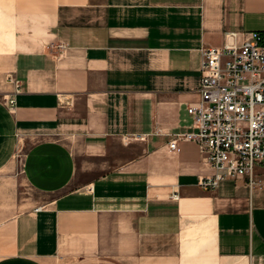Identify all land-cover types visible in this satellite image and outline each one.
<instances>
[{"label": "crops", "instance_id": "obj_1", "mask_svg": "<svg viewBox=\"0 0 264 264\" xmlns=\"http://www.w3.org/2000/svg\"><path fill=\"white\" fill-rule=\"evenodd\" d=\"M252 31L264 0H0V264L264 259V170L205 188L199 145H169L201 48Z\"/></svg>", "mask_w": 264, "mask_h": 264}, {"label": "built area", "instance_id": "obj_2", "mask_svg": "<svg viewBox=\"0 0 264 264\" xmlns=\"http://www.w3.org/2000/svg\"><path fill=\"white\" fill-rule=\"evenodd\" d=\"M237 34L230 32L223 47L201 48L200 98L187 106L196 130L174 133L169 144L173 150L179 141L199 145L214 170L200 178L205 188L240 176L254 185L264 170V34L248 32L236 43ZM6 103L13 109L15 97Z\"/></svg>", "mask_w": 264, "mask_h": 264}, {"label": "rangeland", "instance_id": "obj_3", "mask_svg": "<svg viewBox=\"0 0 264 264\" xmlns=\"http://www.w3.org/2000/svg\"><path fill=\"white\" fill-rule=\"evenodd\" d=\"M257 179H259L258 181H260V183H259V187H260V189H262L263 192H264V172H262V173L260 174V176L257 177ZM257 264H264V259H260V260L257 262Z\"/></svg>", "mask_w": 264, "mask_h": 264}]
</instances>
